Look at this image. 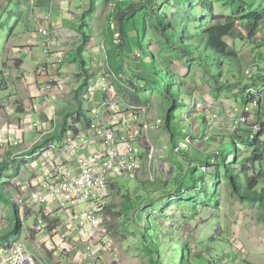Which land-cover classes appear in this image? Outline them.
<instances>
[{
	"label": "rangeland",
	"instance_id": "374dc122",
	"mask_svg": "<svg viewBox=\"0 0 264 264\" xmlns=\"http://www.w3.org/2000/svg\"><path fill=\"white\" fill-rule=\"evenodd\" d=\"M112 1L98 0L94 14L85 19L89 22L88 26L83 28V22L80 20L79 27L86 33L88 29L93 35L99 34L103 41L108 28H111L107 15L112 8ZM155 2L159 4L161 0ZM28 4L30 5V1ZM189 4L190 2H182V14L186 13L185 9ZM201 8V5H197L193 10L192 18L199 20L198 24H202V21L194 13L200 12ZM260 9H264V0H235L231 4H227L226 0H213V13L206 14L203 24H221L230 20L229 16L235 17L236 20L235 29L227 37L229 50L236 54V57L225 61L221 73L212 56H203L202 64L197 58H187L176 49L165 46L162 35L152 26L145 10L140 11L135 22L131 24L129 55H125L124 76L129 82V87H116L132 104L140 105L139 102L142 101V105L148 109L146 119L149 123L157 124L159 120L164 122L165 107L168 106L169 98L164 93L162 82V75L165 73L160 72L158 76L152 74L153 58L150 53L141 49V45H149L159 62L165 60L163 65L174 76L173 81L169 79L172 90L176 91L180 87L183 91L189 90L192 93L182 94L181 103L174 110V125L180 133V145L172 143L164 125L150 129L147 134L144 124L141 123L143 118L139 117L140 121L136 122L135 128L142 136L136 146L142 163L134 172L120 175L110 183L111 191L107 196L99 225L111 238L112 244L110 252H103L102 257L87 260L81 254H71L67 249L57 253V258L49 251L44 252L45 248L40 252L33 246L24 225L18 238L10 236L5 241L22 240L27 247L36 250L38 256L43 253L52 258L51 264H171L173 257L177 264H181L183 252L193 264H264V221L261 217V207L257 203L240 200L239 196L233 193L229 174L221 163V158L227 155L228 163L240 173L244 185L248 184L254 174L248 162L249 148L244 145L238 153L232 151L231 139L239 143L241 132L234 108L246 102L244 96L247 88H252L253 93L259 94L252 78L259 73L263 74L264 68V27L256 36L249 37V31L242 24L240 14ZM16 10L17 8L12 6L3 12L4 17L0 22L2 56L7 50L6 40L10 33L6 26L11 22ZM24 10L27 14L28 7L24 6ZM198 24H192L186 29L193 31ZM80 41L81 38L78 46ZM101 43L96 42L100 55L97 62L100 63L103 62L106 49ZM85 45H88V42ZM137 52H143L141 60L134 56ZM95 60L92 59V62ZM135 71L141 73L144 81L148 83L144 91L137 92L133 83L130 84L136 80ZM215 74H220V81L229 85L225 84L217 91L212 77ZM230 85L235 86L230 89ZM195 95L199 96L200 101ZM96 102L93 100L94 106ZM198 102L202 103L201 107H198ZM218 109L222 115L215 118L213 114ZM256 120L264 122V103L250 115L249 122ZM185 142L191 144V150L184 145ZM152 146L155 150L150 157ZM198 154L203 157L211 155L209 162L197 157ZM195 165L197 170L193 167ZM261 166L264 169L263 163H257L256 170H261ZM15 171L14 164L10 163L8 170L3 172L4 179L0 180V184L12 194L14 188L10 179L15 175ZM257 189H264V176L260 178ZM150 199L161 204V208L155 203L149 207L146 202ZM130 203L140 206L129 213L131 219L127 216ZM12 205L10 199L0 198V236L11 231L14 225L15 209ZM80 208L83 209L84 206L80 205ZM143 216L150 218L153 227L158 230L154 239L158 243L155 246L159 253L152 254L138 240L140 227L135 225L144 224ZM53 224L57 225V222L53 221ZM150 235L154 236L151 232Z\"/></svg>",
	"mask_w": 264,
	"mask_h": 264
},
{
	"label": "built area",
	"instance_id": "2783aa9c",
	"mask_svg": "<svg viewBox=\"0 0 264 264\" xmlns=\"http://www.w3.org/2000/svg\"><path fill=\"white\" fill-rule=\"evenodd\" d=\"M37 33L42 36L46 48V59L44 63H63L61 52L52 48L53 37L46 26H39ZM142 52H137L136 57L142 58ZM106 56L103 62H97L95 67L96 82L94 89L102 92V97L96 106L91 107V123L88 127L79 128L74 131L70 128L65 131L62 143L56 145L47 143L38 149L39 153L45 155L41 162L43 172L42 181L38 184L32 180L21 179L12 176L10 183L14 188L12 197L18 204L21 218L23 219L30 205L44 208L37 216L34 229L38 233L46 234L51 248L59 253L66 249L70 253L81 254L87 260L102 257L103 252L111 250V238L101 230L100 221L106 206L107 196L110 194V183L123 174L134 172L142 163L137 141L142 136L136 130V122L142 116L141 123L144 124L148 134L150 129H156L164 122L159 120L157 124L148 122L147 107L143 105L125 102L122 93L116 87L115 74L107 69ZM43 63V65H45ZM44 67H40V74ZM121 87H125L124 82ZM64 86L62 77L44 84L48 91L60 90ZM90 87L88 95L92 90ZM255 94V93H254ZM259 95V94H258ZM196 96V95H195ZM199 96L195 98L199 100ZM202 103L198 102V107ZM260 103L257 98L244 106L238 104L234 108L237 114V123L242 126L250 125L252 133L262 129V123L258 120L250 121V115ZM221 114L218 109L213 114L217 118ZM222 115V114H221ZM29 122L34 129H39L43 122ZM56 124L45 129V132H54ZM148 136V135H147ZM92 143V150L83 151L86 145ZM13 141L12 145H17ZM155 148L150 147V157ZM25 157L32 159L33 154ZM80 205L84 208L81 209ZM57 212L60 221L59 229L66 230L62 242L54 241L53 232L49 229V216ZM56 235V233H55ZM37 256L31 252L22 240L15 242H0V264H38Z\"/></svg>",
	"mask_w": 264,
	"mask_h": 264
},
{
	"label": "trees",
	"instance_id": "16d2710c",
	"mask_svg": "<svg viewBox=\"0 0 264 264\" xmlns=\"http://www.w3.org/2000/svg\"><path fill=\"white\" fill-rule=\"evenodd\" d=\"M155 1L157 0H113L111 3L112 8L107 15V20L109 21L111 28H108L109 31H107L106 38L103 40L102 45L103 47L106 46L104 53L106 56L105 61L107 63V69L111 70L117 77V80L115 81L116 86L120 85L121 87V83L124 82L126 86L121 88L127 89L129 87V82L124 76L126 67L125 55H129V32L131 24L135 22L138 13L143 10H145L146 14L151 19L152 26L155 28V30L162 35L164 45L169 48L176 49L178 53L185 55L186 57L189 56V58L191 59L197 58L200 63L203 62V56L206 55L207 58L209 56H212L214 62L217 63L216 65L219 69V73L222 72L221 68L226 60H232L236 57V54L230 52V45L227 40V37L231 35L232 31L236 27L235 17L229 16L230 20L225 21L221 24H203V21L207 16L206 14L213 13V0H161V3L159 4ZM97 2L98 0H88L87 8L81 15L83 28L88 26L85 19L88 16H92L94 14ZM182 2H190L188 8L185 9L186 13L184 14H182L181 11ZM226 2L227 4H231L235 2V0H226ZM197 5H201L202 8L200 12H198L197 14L194 13V15L198 17L200 21H202V24H198L199 20H194L192 18L193 10L197 7ZM240 19L244 27L249 31V37L252 38L257 35L258 31H260L261 28L264 27V9L252 11L246 14L241 13ZM192 24H198V26L195 27L193 31L191 29L187 30L186 27H189ZM145 30L146 29L144 28V31ZM88 40L89 35L84 30H82L80 41L81 43L77 47V52L79 55V69L82 77L79 85L73 90V99L77 103L76 109L72 111L62 112L60 114V122L57 130L53 133L48 134L47 137H45L41 142L33 145L25 154H34L39 148L45 146L49 141H54L57 138H62L68 128L77 131L81 127L84 128L90 125L92 121L90 114L91 105L89 104L90 101L88 100L86 95L88 94L90 89V79L92 76H95V67L88 63V61L82 57V53L85 49V44L88 42ZM141 49L145 53H150L153 58L154 70L152 74L154 76H158L160 75V72L165 73L162 75V82L164 85V93L169 98L167 99L168 106L165 107L163 125L169 132L172 143L180 145V133L174 125V110L181 103L180 99L182 94H184L185 92H188L190 94L192 93L189 90L183 91L180 87L176 89V91H173L169 79L173 81L174 76H172V74H170L169 72V69L163 65L165 63V60L161 59L162 61L159 62L156 54H154L149 45H141ZM134 56L136 57V54H134ZM142 58L138 59L141 60ZM262 72L263 74L259 73L257 76L252 78L255 82V87H258L259 89V95L254 94L252 92V88H247L244 96L246 102L244 104H241L242 106L251 103L254 98H257L259 100L260 106L262 105V103H264V68L262 69ZM135 73L136 80L135 82H130V84L132 85L133 83V86H135L137 92L144 91L147 88L148 83L144 81V76L141 75V73H137L136 71ZM218 75L215 74L214 76L212 75V77L214 79V82L216 83L217 91L218 89L220 91L222 89V86H225V84H229L227 82H221ZM234 86L235 85H230L229 88L232 89ZM122 95L125 102L132 104L131 101L126 98L125 94L122 93ZM139 103L140 105H142V101ZM260 122L262 123V129L257 131L255 134L252 133L250 125H241L239 127L241 131L239 132V143H235L231 139L232 151L238 153V150L242 149L244 145L249 148L248 162L251 164V168L254 170V174L249 180L248 184H243L240 173L236 172L233 169V166L228 163L227 155H224L221 158V163L224 164L229 174L230 181L233 187V193L239 196L240 200H248L250 202L259 204L261 207V217L264 221V189L262 191H259L257 189L260 178L264 176L263 166H261V170H256L257 163L261 162L264 164V122L263 120H260ZM246 136H249V138L247 139ZM184 145H186V147L191 150L190 143L187 144V142H185ZM222 152L225 151L222 150ZM196 156L207 159V161L209 162V158L211 155L208 154L203 157L199 156L198 154ZM24 163H26L25 159L20 161H13L16 170H18ZM9 165L10 162H0V180L3 179V172L8 169ZM193 167L196 169L197 166L195 165ZM0 198L4 200L10 199L13 204L12 206L15 209L14 225L11 231H8L0 236L1 242L7 240L10 236H15L16 238H18L23 227V220L19 212L18 204L15 203L12 194L3 184H0ZM129 199L131 200V197ZM154 203V200L151 199L147 200L146 202L149 207ZM155 205H157V207L160 206L158 208H161V204L155 203ZM138 207L130 203L129 209L127 211L128 218L131 219L129 213ZM138 217L139 216L137 215V218ZM142 219L144 222L143 225H135L136 227H140L138 240L143 246L147 247L148 250L152 252V254L153 252L159 253V249L156 248L157 246H155L158 243L154 239L156 238L158 230L153 227L150 218H146L143 216ZM150 232L153 233L154 236H151ZM171 264H177L174 257L172 258ZM181 264H193L192 260H190L189 257L187 258L185 256L184 252L182 255Z\"/></svg>",
	"mask_w": 264,
	"mask_h": 264
},
{
	"label": "crops",
	"instance_id": "0c3cea01",
	"mask_svg": "<svg viewBox=\"0 0 264 264\" xmlns=\"http://www.w3.org/2000/svg\"><path fill=\"white\" fill-rule=\"evenodd\" d=\"M3 1L0 0V22L4 17L3 12L9 10L10 7H16L17 10L11 22L6 26L7 29H10L6 40L7 50L4 56L0 55V162L13 163V161L25 159L26 163L15 171L14 176L32 180L38 184L42 181L45 171L41 162L46 157L37 150L33 157H39L27 161L29 158L25 157L27 155L25 153L48 134L53 133L45 132V129L53 124V121L56 124L55 131L57 130L62 112L72 111L77 107V103L73 99V90L79 85L82 77L77 47L83 29L79 27V24L82 20L81 15L87 8L88 0H6L2 4ZM24 6L28 7L27 14L24 12ZM86 22L89 23L87 20ZM41 25L46 26L51 33L52 48L61 52L63 63H44L47 45L42 36L37 33V29ZM86 30L89 40L88 45H85L82 57L92 65L100 58L96 42L103 41L99 34L93 35L88 29ZM92 59L96 60L92 62ZM40 67H44V69L38 74L37 70ZM60 77L64 79L62 89L48 91L43 87L45 83ZM95 82V76H92L90 87ZM92 90L88 95L91 107L94 106L93 100L97 101L96 106L102 97V92L98 89L95 90L94 86ZM29 119L43 122L44 125L39 129H34ZM13 141H18V144L12 145ZM48 143L60 145L62 140L57 138ZM93 147L92 143L87 144L83 151H90ZM29 207L32 209H27L23 225L27 229L26 232L31 238L33 246L40 252H42V248H45L44 252L49 251L57 258L59 252L51 248L46 234L38 233L34 229L36 218L44 208L35 205ZM48 218L50 232H53V240L62 242L66 230L58 228L59 214L52 213ZM53 221L57 222V225L53 224ZM1 231L0 227V234H2ZM27 248L37 256L40 264L53 262L49 256H45L43 253L38 256L36 250L31 247ZM70 261L72 260L70 259Z\"/></svg>",
	"mask_w": 264,
	"mask_h": 264
},
{
	"label": "water",
	"instance_id": "95a60500",
	"mask_svg": "<svg viewBox=\"0 0 264 264\" xmlns=\"http://www.w3.org/2000/svg\"><path fill=\"white\" fill-rule=\"evenodd\" d=\"M246 138L248 139V138H249V136H246Z\"/></svg>",
	"mask_w": 264,
	"mask_h": 264
}]
</instances>
